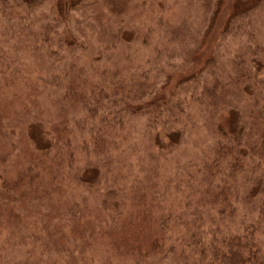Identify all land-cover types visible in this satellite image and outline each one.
<instances>
[{"label": "trees", "instance_id": "trees-1", "mask_svg": "<svg viewBox=\"0 0 264 264\" xmlns=\"http://www.w3.org/2000/svg\"><path fill=\"white\" fill-rule=\"evenodd\" d=\"M222 1L208 4L210 15ZM106 7L111 11L100 0H0L6 29L32 36L25 47L38 65L5 82L1 95L21 103L28 87L43 84L51 87L61 117L57 123L46 119L37 105H22L13 124L0 113V224L35 223L59 195L64 202L44 225L50 236L62 228L67 235L75 227L86 231L90 193L97 196L93 210L106 237L127 264H264V24L247 19V10L232 14L221 33L219 64L200 69L195 65L210 41H190L185 24L161 27L174 42L171 54L183 48L184 70L170 87L160 53L141 67L131 65L138 72L128 75L122 73L127 62L120 66L116 59L129 60L139 36L146 47L150 26L163 20L147 21L144 34L139 22L126 24L121 15L110 25L96 23L94 14ZM210 60L212 53L205 63ZM46 63L56 67L44 74ZM15 124L26 155L8 177ZM120 139L128 140L127 149L144 148V156L127 189L101 191L99 173L88 177L95 172L90 154L115 152Z\"/></svg>", "mask_w": 264, "mask_h": 264}, {"label": "rangeland", "instance_id": "rangeland-1", "mask_svg": "<svg viewBox=\"0 0 264 264\" xmlns=\"http://www.w3.org/2000/svg\"><path fill=\"white\" fill-rule=\"evenodd\" d=\"M100 2L109 5L111 11H108L106 7L107 10L105 9L103 14L97 13L96 15L95 13L94 21L96 23H108L110 25L114 19L123 17L126 24L133 22V20L139 22L141 25V33L144 34L145 27L143 28L142 25L146 24L147 21L157 22L155 20L160 18L163 20L162 24L156 25L153 23L150 26L151 33L145 37L146 47L145 45H140L142 37L139 36L137 42H134L135 49L134 51L132 50V55L128 58L129 60L116 59L120 62V66L124 62H127L122 67V73L128 75V72H138L131 65L136 63V65L141 67L146 58L154 57L156 53L158 55L160 53L158 59L162 58L164 63H167L169 66L168 76L170 77V81L168 86L170 87L176 82L174 77L177 78L179 73L184 70L180 69L184 58L182 57L183 48H179L177 45H175V48L181 50L179 52L180 54L176 52L171 54L173 51L171 48H174V42H168L165 29H181L183 24H185L187 27L190 26V41L195 37L200 38L201 36H204L208 42L210 41L211 46L205 53L203 60L201 63L199 62V65H195L200 69L205 68V65L208 63H214V65L219 64L220 60L217 57V53L224 46V42L220 40L221 36H223L221 33L226 29L232 14L247 10L249 13L247 19L252 20L257 25L264 24V0H223L218 4L220 11L214 16L210 15V9H208L212 0H100ZM46 11L48 12V9ZM80 12L81 15H85L84 10ZM133 12L135 13L134 16L131 15ZM74 14L76 19L78 17L80 18L78 11H74ZM86 14L88 13L86 12ZM39 19L41 22L43 18ZM84 19L85 16L81 20L83 21ZM36 25L34 28L35 30L37 28V31H39L41 24L37 23ZM209 25L210 28L207 30ZM129 36L127 32L125 37L129 38ZM31 37L28 34L25 35L20 29H15L11 33L8 32L0 15V113H2L1 116L10 118L9 124H13V120L17 118L18 111L22 109V105H26L29 108L37 105L36 108L39 110L41 116L57 123L61 120V117L58 116L60 114V106L54 102V99H51V87L44 86L40 83L35 84L36 82H34L33 84L35 85L28 87L24 91L23 97L20 98L21 103H16L13 99L5 101V98L1 95L2 91L7 90L4 87V83L10 81L9 79L12 77L18 78L26 72L27 68L37 70L38 65L33 61V52L25 47V43L28 41L29 45L32 46L30 44ZM226 37L229 39V36ZM179 39L177 37V40ZM210 53H212V60L205 63L210 57ZM53 67L56 66L51 65V63H46L42 66L44 68V74H47V71L50 69L53 70ZM173 68H177L174 73L171 71ZM40 69L41 67L39 65L38 70ZM63 117L70 119V114ZM136 130L139 131L140 128L138 127ZM10 131L14 134L15 144L11 146L14 148L9 154L11 159L8 158V162L10 163L6 165L8 177L13 175L14 168L23 160L24 155H26L24 153L25 147L20 140L21 137H19L21 136L19 135L20 131L16 127V124ZM73 131L76 137H78V133L80 132L78 127H74ZM82 135L83 133L80 134V138ZM127 141L120 139L117 150L113 152L114 148H111L107 155L102 153L99 155L90 154L92 155V159H90L91 169H95V172L94 174H88V177H94L97 174L96 171L99 173L102 177L100 179L101 183L99 184L100 190L124 189L131 182V174L138 169V160L144 156V154L139 153L145 150L142 147L127 149ZM0 149V152H2V148ZM108 155L111 157L109 158ZM80 159L81 164L86 162L84 156L80 157ZM167 168L172 173L176 170V168L173 170L174 167ZM172 173L165 175L169 177L172 176ZM88 195L89 197L86 201V221H89L92 225L89 229V227L87 228L86 222L83 223L81 221L86 231L75 227V233L72 234L69 232L70 234L67 235L68 228H62L64 233H57L56 235L53 234L50 236L47 226L44 225L49 222L48 216L50 215L51 209L58 205L60 199L64 202L65 198L59 195L52 196L51 204H53V207L51 205L46 206L43 216L39 221H35V223L29 222L26 224L25 219L17 223L12 219L9 221L3 219L0 224V264H127L126 256L117 253L113 249L108 237H106V225L103 224V219L100 220V217L97 218L95 215L93 205H98L97 196L94 197V194L91 195L90 193ZM51 237L53 239H50ZM89 242L91 244L90 247H88Z\"/></svg>", "mask_w": 264, "mask_h": 264}]
</instances>
